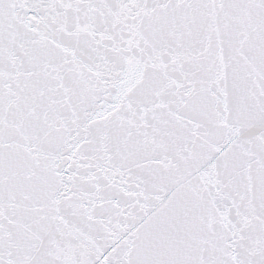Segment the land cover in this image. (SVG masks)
Wrapping results in <instances>:
<instances>
[{
    "label": "snow or ice",
    "instance_id": "6c2138e0",
    "mask_svg": "<svg viewBox=\"0 0 264 264\" xmlns=\"http://www.w3.org/2000/svg\"><path fill=\"white\" fill-rule=\"evenodd\" d=\"M0 264H264V0H0Z\"/></svg>",
    "mask_w": 264,
    "mask_h": 264
}]
</instances>
